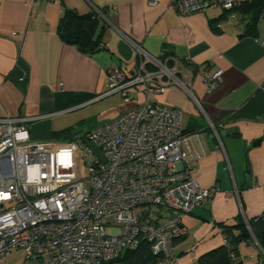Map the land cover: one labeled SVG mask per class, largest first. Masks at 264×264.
<instances>
[{
	"label": "crops",
	"instance_id": "crops-1",
	"mask_svg": "<svg viewBox=\"0 0 264 264\" xmlns=\"http://www.w3.org/2000/svg\"><path fill=\"white\" fill-rule=\"evenodd\" d=\"M66 10L94 14L106 47L88 55L65 43L57 26ZM231 12L183 13L172 0H0V117L26 119L34 141L76 139L59 135L66 128L52 118L111 96H104L107 73L124 65L131 76L135 46L176 63L175 80L163 77V91L150 100L181 113L200 156L189 163L193 175L202 188L219 189L182 218L189 234L174 243L176 264H197L221 247L220 225L264 215V17L249 32ZM216 71L221 78L208 91L205 77ZM142 88L131 90L135 108ZM238 253L242 264H261L264 257L253 240Z\"/></svg>",
	"mask_w": 264,
	"mask_h": 264
},
{
	"label": "built area",
	"instance_id": "built-area-1",
	"mask_svg": "<svg viewBox=\"0 0 264 264\" xmlns=\"http://www.w3.org/2000/svg\"><path fill=\"white\" fill-rule=\"evenodd\" d=\"M256 1L264 0L172 5L183 13L230 12ZM135 49L133 74L127 76L124 65L110 69L104 96L118 94L129 102L131 90L143 85L144 99L114 120L71 141L38 142L26 119L0 117V263L19 250L25 264H121L120 254L145 240L156 264H176L174 243L189 234L182 218L219 189L202 188L194 177L189 163L200 156L183 130L181 113L150 100L163 91V77L175 80L176 63ZM147 65L160 72L147 71ZM221 74L206 75L208 91Z\"/></svg>",
	"mask_w": 264,
	"mask_h": 264
},
{
	"label": "trees",
	"instance_id": "trees-1",
	"mask_svg": "<svg viewBox=\"0 0 264 264\" xmlns=\"http://www.w3.org/2000/svg\"><path fill=\"white\" fill-rule=\"evenodd\" d=\"M262 11H264V1H256L242 4L234 9L233 13L240 16V21L244 23L247 31L251 32L257 28L262 18ZM230 13L232 12L230 11ZM98 24L97 17L92 13L79 15L73 10H66L59 19L57 33L65 43L76 47L82 53L90 55L106 47L102 41V30H98ZM163 60L165 61V59ZM171 64L168 61V65ZM70 134L68 130H63L59 135L69 136ZM219 227L225 243L200 257L197 264H242L238 247L240 244L252 240L258 243L262 253H264V215L247 222L237 218L234 225H220ZM230 253L234 255V260L230 259ZM118 261L121 264H156L157 258L152 255L149 244L145 240H141L137 249L122 252L118 257ZM260 262L264 264V257Z\"/></svg>",
	"mask_w": 264,
	"mask_h": 264
},
{
	"label": "rangeland",
	"instance_id": "rangeland-1",
	"mask_svg": "<svg viewBox=\"0 0 264 264\" xmlns=\"http://www.w3.org/2000/svg\"><path fill=\"white\" fill-rule=\"evenodd\" d=\"M262 23H264V20H262ZM136 103L135 99L125 102L120 95L115 94L77 109H69L68 112L52 119L54 124L60 127V130L66 128L65 130L79 136L95 126L114 120L120 112L134 109ZM0 264H25L24 256L21 251L14 250Z\"/></svg>",
	"mask_w": 264,
	"mask_h": 264
}]
</instances>
